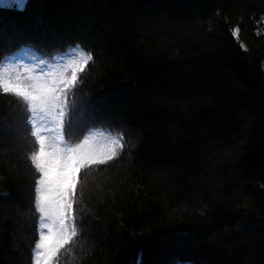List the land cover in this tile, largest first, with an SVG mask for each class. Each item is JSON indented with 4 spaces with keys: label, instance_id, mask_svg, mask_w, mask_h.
I'll use <instances>...</instances> for the list:
<instances>
[{
    "label": "trees",
    "instance_id": "obj_1",
    "mask_svg": "<svg viewBox=\"0 0 264 264\" xmlns=\"http://www.w3.org/2000/svg\"><path fill=\"white\" fill-rule=\"evenodd\" d=\"M26 41L46 50L18 51ZM73 45L93 61L64 103L91 102L96 119L59 134L99 146L97 163L72 174L77 235L48 264H264V0L0 8V69L70 78L83 54ZM25 120L23 103L0 93V264H37L48 232L32 208Z\"/></svg>",
    "mask_w": 264,
    "mask_h": 264
},
{
    "label": "snow or ice",
    "instance_id": "obj_2",
    "mask_svg": "<svg viewBox=\"0 0 264 264\" xmlns=\"http://www.w3.org/2000/svg\"><path fill=\"white\" fill-rule=\"evenodd\" d=\"M26 3L27 0H0V6L14 8L21 12L24 11ZM37 47L41 51L46 50L42 43L37 45L32 41H26L18 51ZM78 50H81L83 54L78 63L69 69L70 78L61 74L41 80L38 77L26 78L17 70L10 68L0 69V93L13 95L23 103L25 123L31 127L29 136L34 140L35 150L31 151L30 156L27 157L34 172L32 208L33 211H38L45 221H48L44 224V227L48 229L47 234H42L39 244L35 245L36 254L39 257L37 264L41 261L43 264H48L49 258L77 235L75 226L77 221L73 215L75 197L72 191V174L85 161L97 163L94 150L89 146L87 138L72 146L64 143V136L59 134L61 129L67 134L69 129L74 127V121L86 128L96 119L94 105L91 102L80 109L64 103V97L77 80L78 73L93 61L91 50L82 47H78ZM8 59V57L4 58L5 61ZM65 108L72 110L66 112ZM37 117L55 123L58 135L49 140L43 130L35 124ZM112 143L113 154H115L117 148H122L119 135ZM107 159L112 160L113 155H108ZM99 163H104V160H100ZM139 264H142V260ZM177 264H191V262L184 261Z\"/></svg>",
    "mask_w": 264,
    "mask_h": 264
}]
</instances>
